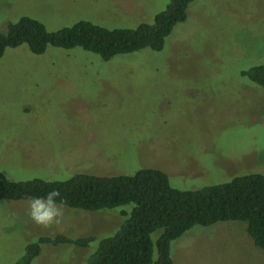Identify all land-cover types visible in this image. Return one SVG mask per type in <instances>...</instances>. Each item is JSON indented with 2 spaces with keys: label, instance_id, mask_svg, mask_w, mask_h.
I'll list each match as a JSON object with an SVG mask.
<instances>
[{
  "label": "rangeland",
  "instance_id": "rangeland-1",
  "mask_svg": "<svg viewBox=\"0 0 264 264\" xmlns=\"http://www.w3.org/2000/svg\"><path fill=\"white\" fill-rule=\"evenodd\" d=\"M169 0H0V29L28 15L49 30L86 19L109 28L153 23ZM264 63V0H194L162 50L109 60L82 47L27 44L0 58V170L12 180L158 168L180 189L264 173V87L242 71ZM60 223L30 200L0 199V264L42 234L93 235L87 247L46 244L32 264H86L124 220L121 207L57 204ZM161 230L153 234L156 241ZM173 264H264L244 221L195 225L172 242ZM157 258V248L155 251Z\"/></svg>",
  "mask_w": 264,
  "mask_h": 264
},
{
  "label": "trees",
  "instance_id": "trees-1",
  "mask_svg": "<svg viewBox=\"0 0 264 264\" xmlns=\"http://www.w3.org/2000/svg\"><path fill=\"white\" fill-rule=\"evenodd\" d=\"M194 0H169L153 23L136 27L109 28L91 20L49 30L32 16H22L0 29V58L7 48L27 44L34 54L49 46L82 47L109 60L115 55L151 48L160 51L175 26L188 17ZM252 82L264 87V63L242 71ZM60 192L57 204L87 211L121 207L124 220L118 230L103 238L86 264H173L171 245L195 225L209 226L219 221L247 223L254 243L264 248V173L235 175L228 181L195 189L171 184L168 173L158 168H141L132 175L77 173L64 180L33 178L12 180L0 170V199L30 200L52 189ZM161 230L157 240L153 234ZM95 236L72 238L63 233L42 234L27 244L16 264H32L46 244H74L87 247ZM157 248V258L155 251Z\"/></svg>",
  "mask_w": 264,
  "mask_h": 264
},
{
  "label": "clouds",
  "instance_id": "clouds-1",
  "mask_svg": "<svg viewBox=\"0 0 264 264\" xmlns=\"http://www.w3.org/2000/svg\"><path fill=\"white\" fill-rule=\"evenodd\" d=\"M57 197H60V192L54 188L43 196L29 198V214L37 224L47 227L54 223H60V218L63 216V210L56 203Z\"/></svg>",
  "mask_w": 264,
  "mask_h": 264
}]
</instances>
